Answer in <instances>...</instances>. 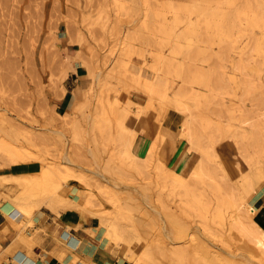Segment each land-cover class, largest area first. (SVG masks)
Returning <instances> with one entry per match:
<instances>
[{"label":"rangeland","instance_id":"374dc122","mask_svg":"<svg viewBox=\"0 0 264 264\" xmlns=\"http://www.w3.org/2000/svg\"><path fill=\"white\" fill-rule=\"evenodd\" d=\"M149 1L156 5L155 0ZM256 4L258 0H236L226 5L219 22L209 16L215 23L211 21L212 26L205 23L202 14H192L195 34L184 33L185 23H181L177 44L160 30L161 18L145 20L142 0H133L124 10L112 0H0V119L14 124L5 140L10 147L21 148L27 159L11 163L0 150V174L33 170L15 176H37L41 166L65 168V158H69L71 185L84 189L96 215L83 208L79 211L96 217L112 250L133 264H169L168 249L184 250L189 264H205L214 249L222 264L237 260L238 264H264V251L257 244L260 236L249 228L257 223L264 230V56L255 51L260 29L234 16L237 9L249 5L255 9ZM215 7L212 3L208 13ZM172 15L168 12L167 18ZM176 44L181 50L175 54L171 50ZM160 53L173 61L166 76L172 81L166 104L176 117L174 122L178 120L180 126L191 116L174 108L178 89L202 95L203 107L192 98L184 100L191 112L196 111L192 113L194 129L215 156L211 170L216 169L220 192L208 179L207 184L197 186L202 203L208 206L206 211L174 197L155 171L159 158L170 170H176L182 159L188 160L192 169L202 150L192 147L181 127L161 123L165 110L157 99L148 105L149 96L134 89L123 65L122 59L131 70L153 72L155 80L161 81L166 68L153 67V59ZM68 61V73L79 68L70 85L65 81L67 76L62 77ZM254 65L259 72L250 69ZM178 67L184 71L181 76L175 72ZM203 76L209 79L208 85L195 80ZM78 91L86 99L76 102ZM101 95L107 101L118 99L121 107L131 110L125 125L133 133L129 142L132 155L140 159V170L120 155L116 126L102 130L92 121L102 106L98 100ZM166 127H172L175 134L168 137ZM32 135L38 138L34 145L28 139ZM152 146L154 158L146 168L142 159L148 157ZM11 176L0 179L11 180ZM4 182L0 199L12 204L21 188L16 182ZM226 194L233 195L239 205L236 222L228 208L222 210V221L212 218L217 196ZM35 212L28 216L20 211L19 217L32 218ZM171 215L173 221L169 220ZM29 224L33 225L31 219ZM114 224L117 234L113 236L110 230ZM28 227L23 221L16 226L21 233ZM148 248L157 249V255L146 257L142 252Z\"/></svg>","mask_w":264,"mask_h":264},{"label":"bare ground","instance_id":"6f19581e","mask_svg":"<svg viewBox=\"0 0 264 264\" xmlns=\"http://www.w3.org/2000/svg\"><path fill=\"white\" fill-rule=\"evenodd\" d=\"M112 1L115 4V6H117V8L120 10L127 9L128 6L131 3H133V0H112ZM142 1L144 4L143 6L145 7L144 8V10H145L144 17L146 18L145 20H147V19L150 20L151 18H153V19L161 18L159 20V23H158L160 30L164 34H167L168 36L173 37L174 38L173 40H175L174 42L179 44L181 31H179V29H177V27L181 23H183V22L185 23V28L183 31L184 33H193L196 29L197 25L190 18V16L192 14H198V15L202 14L204 16V18L206 19L205 23L208 24L209 26L210 25L212 26V24L214 22L212 20H208L209 16H212L213 19H215V21L217 22L218 20H220V18H223L222 17V15L224 13L223 10L225 11V9H226V7H224V6L234 4L236 0H155L156 5H153V3L149 0H142ZM200 1H202L203 4H202V2L200 3ZM212 3H215L216 7L214 9H212V11H209V13H208V9ZM243 6H245V5H243ZM250 7L251 6L249 5L247 8L242 7L241 9H237L236 13L234 11V13H235L234 16L237 19L244 18L245 21H247V23L251 27H253V28L255 27V28L260 29V33H259L260 36L256 40L255 51H256L257 55L264 56V0H258V4H256L255 9L252 6L251 7L252 11L249 13L248 9ZM227 8H228V6H227ZM129 10H127V11H129ZM124 12H126V10ZM168 12H171L173 14L172 18L170 20L167 18ZM230 12H232V11H230ZM229 16H231V15L229 14L228 17ZM211 21L213 23H211ZM233 23H234V20H233ZM218 24H217V26H218ZM239 24H240V22H239ZM194 34H195V32H194ZM167 38L169 39V37H167ZM177 44H176V46L172 47V50H171L172 53L176 54V53L180 52L181 49L179 48V45H177ZM45 46H47V45H45ZM52 47H54V45ZM48 48H50V47H48ZM46 50H48V49H46ZM124 50L128 51L129 49L127 48ZM48 51H50V50H48ZM158 52L159 51H157V53ZM154 53H156V52H154ZM154 53L152 52V54H154ZM142 57H143V55H142ZM76 58H79V55H77ZM153 60L156 62V66L157 65L159 66V67L158 66L156 67L154 65L153 66L154 68L159 69L161 66L166 68L167 73L163 75L164 80H161V81L155 80V74L153 72H146L144 70L139 71V70H135V69L133 71L128 67V62H126V60L122 59L123 65H124L127 73L129 75H131L130 77H132L130 79H131V84L133 83V85H134V89L139 88L138 90H140V89L143 90L144 93L147 94V96H149L148 97V100H149L148 105L152 104V101L157 99L158 103L161 106V109L165 110V111L163 110L164 112H162V114H161V116H163V118L160 120L161 123L164 121L171 126L177 125L179 128L181 127V130L183 131L182 132L183 136L187 137V139L191 142L192 147L197 148V149H201L203 152L201 155L202 157L199 160V163L197 165H195L192 169L190 168V162L188 160L182 159V162L180 163V165L177 168H175L176 170H170V169L166 168L163 164H161L163 162L159 163V160L160 161L163 160V159L159 158V160L156 161V162H158V165L155 167L157 169L155 171L156 172L158 171L160 174L159 180L162 179V181L165 183V186L169 185V191L174 194V197L178 196L181 199H184L186 204L193 205L196 208H199L203 211H206V209H208V206H206L202 203V200L200 199V192H199L197 186H198V184H207V181L211 180V181H213V182H211V184L214 186L213 188H216L217 191H219L220 186H219L218 182L216 181V177H215L216 169L213 172L211 170L212 169L211 163L214 160L215 156L213 155L212 152H210L209 150H207L204 147V144H203L204 141L202 142L203 137L201 138L200 135L194 129V127H193L194 116L192 115V113L195 114L196 111L193 110V112H191V109H190L191 106L188 107L186 101L184 100V98L189 97V98H192L194 101H198L200 103L201 98L199 97V95H201V94L198 95L196 92H188L187 93V91L184 88H181V90L178 89L175 92V97H174L175 106H174V108H176V110L178 109L182 112L188 111V114L190 112L189 115H191L190 117H188L184 120L182 125L179 126L178 120H175V122H174V119L176 117L174 118L171 116V112L169 111V108H171V107H169L166 104V99L168 98V91L170 90L171 85H172L171 79L167 78L166 76H167V74L169 75L168 72L170 71L171 67L173 66L172 58H171V56H166L163 53L162 54L160 53V54H156V56ZM67 66H68L67 68L65 67V70L63 72L62 77L67 76L68 69L71 67L69 61L67 62ZM178 68H177V71H175V72L177 73L178 76H181L184 71H182V69H180V68L178 69ZM250 69L254 70L256 72L260 71V69L255 65L252 66ZM146 73H148V75H144ZM204 74L206 75L205 72H204ZM124 75H125V73H124ZM204 76H203V78H196L195 80L199 83H203L205 85H208L207 81L209 79L204 78ZM192 79L194 80V78H192ZM75 93H76L75 94L76 102H78L82 98L86 99V97H85L86 95L82 96L80 94V91L75 92ZM98 100L102 106H101L100 110L98 109V112L97 111L95 112L94 117H92V121L94 123H96L95 124L96 126L98 125L99 129H102V130L104 129L103 127L111 128L112 124L116 126V128H117V140L119 141L120 145H122V148H121L122 150H121L120 155L124 159L129 160L130 163H128V164H133L132 166H134V168H136L137 170H140L139 169L140 167L138 164V160H140V159L137 156H135L136 154L134 156L132 155L131 144L129 142V136H130V134H133V133L125 125V120L128 118L131 110L129 109V107H126V106L121 107L118 99L107 101L106 97L101 95L98 97ZM82 103L85 104L86 102L85 103L82 102ZM201 103H200V105L199 104H197V105H199L200 107H203L201 105ZM137 107L138 106H136V108ZM139 110H141V109H138V111ZM138 111H135V112H138ZM203 125H204V123H203ZM12 128L14 129V124L12 122H10V124H9V123L4 122L0 119V150H2V152L4 154L2 157L7 158L5 156H8V159L10 158L9 160L11 163H17L21 160L26 161L27 159L25 158L26 154L24 153V151L21 148L10 147V144L8 145V143L5 140V136L9 135ZM72 131H73V134H76V132L78 131L77 126L76 127L74 126ZM31 132L33 133V131H31ZM165 132H167L168 137L173 136L175 134V131L172 127H169V128L166 127ZM34 135L29 136V138H28L30 141L29 143H31L32 145H34L36 143V140H38V138L35 137ZM62 135H63V133H62ZM175 138H176V136H175ZM156 145H157V142H156ZM153 147L154 146L151 147V149L148 153V157L146 159H142V161H144L143 165H145L146 168L149 167V165L151 166L150 161L152 158H154L155 150ZM176 151H177V149L175 150V152ZM155 157H156V155H155ZM65 159L67 161L63 164L65 166V168L60 167L61 165L57 166L56 164H54V165H48L47 164V165H44L43 167L41 166V169L39 170V173L37 176L22 177V176H15L14 175V176L10 177L11 180H5L6 177H2L0 179L3 182L4 181L5 182H16V184L18 186H20V188H21V194H20L18 200L14 202L15 204L14 203L11 204L8 201L3 202V205L10 204L13 206L12 211L9 214H7V217L10 218V221L14 224L15 227L19 223L16 220L18 218H20L19 217L20 211H25L26 215L32 216V214L36 210L40 209L41 207H46L47 209H49V210H51L57 214H59L60 211L66 210V209L71 210V208H73V209L79 210V209L83 208V209L89 211L92 215H94V216L96 215L95 211L90 210V208L92 207V201L90 200V198L86 199L87 195L84 193L85 192L84 189H79L78 187L71 185L70 181H71V178L73 177V174L70 171V169L68 168L69 167L68 165L70 164L71 160L67 157ZM124 159H122V160H124ZM230 168L231 167L228 166V170ZM230 172L233 175V170L230 169ZM187 175H188V177H187ZM190 180H192V181H190ZM1 181H0V185H1L0 197L3 196L1 193L3 191V189H1V188L4 187V186H2L3 184L1 183ZM160 184H162V183H160ZM70 190L74 191V192L70 193L69 192ZM226 196H227V194L224 196H221V195L217 196V205L213 210L212 218H215L219 221H222L223 220L222 210L224 208H228L232 211V219L235 220V222H236L237 217L240 215L239 207H238L239 205L236 202V200L234 199L233 195H229L227 197ZM75 197H77V198H75ZM2 207H5V206H1V208ZM245 207L248 208V211L252 215L255 214L254 209L251 208L250 205L247 204ZM169 220L173 221L174 216L171 215ZM108 224H110V223H108ZM236 225H237V223H236ZM116 227L117 226H115V224H114V226H112V229L110 230L111 234L113 236L117 234V228ZM249 228L253 232V234H258L260 236L261 241H258L257 244L259 246H261V248L264 251V230L261 229V227H259L257 225V223H255L253 226H250ZM235 230H233V231H235ZM180 231L181 232L184 231V228L181 227ZM66 232H68V231H66ZM62 236L64 239H66L65 248L70 250V251L73 250L79 243L78 239H76L73 236L69 237V235H68L69 238H66L65 235H62ZM242 241L244 242V240H242ZM157 247H158V245L156 246V248ZM149 250L151 251L152 249L148 248V251ZM154 250H155V248H154ZM148 251L146 250V252L144 251L142 253H146V257L152 258L153 255H157L155 253L158 250L157 249H156V251L152 250L153 253H152V251L151 252L150 251L148 252ZM194 252H195V250H194ZM210 253L212 255H210V258H207L205 260V264H222V263H219V259H216L217 258V250L216 249L211 250ZM167 254H168L167 257L169 258V260L167 259L169 264H189L186 261V258H187L186 256H188V254L184 250L168 249ZM234 256L236 257L237 254ZM149 258H147V259H149ZM153 258H155V257H153ZM153 260H156V259H153ZM237 261L238 262H234V264H236V263L238 264L240 262L239 260H237ZM244 263H246V262H244Z\"/></svg>","mask_w":264,"mask_h":264},{"label":"crops","instance_id":"0c3cea01","mask_svg":"<svg viewBox=\"0 0 264 264\" xmlns=\"http://www.w3.org/2000/svg\"><path fill=\"white\" fill-rule=\"evenodd\" d=\"M76 69L70 71L65 79L69 85L74 82V75H78L79 68ZM31 171H15L0 176L33 173ZM3 202L0 199V264H133L112 250L105 229L96 217L73 208L57 214L41 207L32 218L21 216L16 220L29 225L21 233L7 217L13 206L3 205ZM30 219L33 225L29 224ZM62 235L75 237L78 245L71 251L66 249V239Z\"/></svg>","mask_w":264,"mask_h":264}]
</instances>
